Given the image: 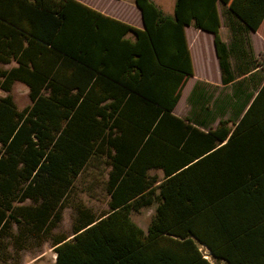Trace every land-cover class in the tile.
Returning a JSON list of instances; mask_svg holds the SVG:
<instances>
[{
    "label": "trees",
    "instance_id": "1",
    "mask_svg": "<svg viewBox=\"0 0 264 264\" xmlns=\"http://www.w3.org/2000/svg\"><path fill=\"white\" fill-rule=\"evenodd\" d=\"M217 1L176 0L174 14L166 15L152 0H135L144 21L138 28L80 0H0V62H17L0 67V89L9 92L0 96V264H20L23 249L47 238L56 245L53 264H155V235L167 228L154 218L145 234L130 211L155 201L147 173L155 166L151 144L193 73L186 24L194 20L215 34L223 81L234 77ZM229 7L223 13L231 30H249L241 11ZM129 31L135 41L123 37ZM117 47H131L137 57L126 63L124 50L112 51ZM239 56L249 61L247 53ZM16 80L29 86L31 103L22 109L10 93ZM263 145L264 84L230 139L205 157L233 155L238 165L209 166L220 177L210 183L216 194L200 215H185L189 224L204 220L202 234L189 230L226 261L217 264H264ZM101 157L112 166L107 186L114 211L97 217L78 204L72 239L54 234L76 178ZM188 242V258L169 255L160 263L210 264Z\"/></svg>",
    "mask_w": 264,
    "mask_h": 264
},
{
    "label": "crops",
    "instance_id": "2",
    "mask_svg": "<svg viewBox=\"0 0 264 264\" xmlns=\"http://www.w3.org/2000/svg\"><path fill=\"white\" fill-rule=\"evenodd\" d=\"M80 1L113 18L138 28H144L142 11L135 4V0H117L124 2L127 6L125 11L120 9L118 13L111 10L113 4H109L111 6L107 7L108 3L103 0H100L101 2L99 0ZM152 1L164 14H174L176 0ZM224 4L228 7L229 5L236 6L241 11L238 17L245 24L248 23L250 29L233 32L227 23L226 15L223 13ZM238 4H246L245 7H248L250 12H245V8ZM162 5H169L172 12H165ZM217 7L220 18L219 34L222 41L228 46L229 62L234 77L228 82L223 81V72L215 45V34L212 31L196 27L194 20L191 24H186L184 29L193 73L186 77L181 94L170 111V115H166L165 119L161 121L160 136L155 139V145L151 144L152 157L155 155V166L149 168L147 173L148 179L155 186V201L130 211V218L145 234L148 233L154 218L155 225L159 223L167 228V230L155 235V264H161L162 257L171 258L168 257L169 255L178 260L188 258L191 246L188 240H191L198 247L202 257L210 264L226 262L225 259L215 257L208 245L201 242L192 232L196 230L202 234L205 226L204 220L197 216L189 224L186 223L185 215L192 212L200 215L206 199L216 194V191L210 192L217 188L216 184L210 183L220 180V177L209 172V166L224 167L230 164L233 167V165H238V161L233 159V155L230 161L224 160L223 156L220 160H216L215 157H205L230 139L264 84V0H230L228 4L223 0H218ZM123 37L135 41L136 34L129 31ZM3 38L4 35L0 33V39ZM122 50L125 51L126 63L137 57L128 53L132 51L131 47L112 48L113 52L119 54ZM243 52L248 54V62L241 61L239 55ZM16 65L15 60L9 63L0 62L1 68H10ZM187 86H189V90L185 96ZM17 87L18 90L29 94V86L20 80H16L10 91L13 99ZM8 93V91L0 89V96H6ZM252 117L251 115L249 120ZM223 135H226L225 138ZM213 141L215 147L211 148ZM234 144L231 145V152L235 148L237 153L239 146L236 142ZM251 148H255V146L252 145ZM250 163L253 164L254 161ZM111 168V164L106 161L105 157L91 158L70 190L69 196L85 170L92 169L94 183L91 186L96 187L97 181L108 198L107 206L100 210L86 205L89 213H95L97 217L106 216L114 211L110 206L112 196L107 186ZM185 169L188 171L180 174L178 179H175L176 181L170 180ZM163 190L166 198H168L166 205H163L166 200ZM190 197H194V200L191 201ZM68 198L64 209L69 206L75 211V205H68ZM146 208H153L154 213L151 222L147 228H144L133 218V213H139ZM62 220L63 216L59 224L52 229L54 234H64L58 231ZM73 220L72 233L65 234L68 236L67 240H71L74 235ZM47 244L52 247L54 252L51 256V262L45 264H53L57 260L56 245L51 238H47L41 244L34 246V250L38 253L34 260L38 262L40 260L39 264H42L45 254L48 253ZM29 251L32 252V249H23L22 258Z\"/></svg>",
    "mask_w": 264,
    "mask_h": 264
},
{
    "label": "rangeland",
    "instance_id": "3",
    "mask_svg": "<svg viewBox=\"0 0 264 264\" xmlns=\"http://www.w3.org/2000/svg\"><path fill=\"white\" fill-rule=\"evenodd\" d=\"M87 1V0H86ZM100 1V0H99ZM104 2H107V7L111 6L109 4H113L111 7V10L116 11L117 13L120 12V9L122 11H125L126 5L124 2H120L117 0H103ZM126 1V0H125ZM244 1V0H240ZM101 2V1H100ZM103 4V3H102ZM115 6V7H114ZM165 12H172V9L169 5H162ZM14 92V99L20 109L24 108L25 106L29 105L31 103V99L29 94H25L22 90H18V87L16 88ZM189 86L185 89V96L188 93ZM93 178V170L92 169H86L81 178L78 180V182L75 184L71 195L68 198V205H89L93 207L96 210H100L102 208H105L107 206V196L102 191L101 186L96 181V187H92ZM154 209L153 208H146L143 209L139 213H133V218L144 228H147L148 224L151 222V219L153 217ZM76 211L73 210L71 207H66L63 211V220L60 224V227L58 229L59 232L64 234H71L72 233V220L75 217ZM32 242V241H29ZM29 249H32V252H27L26 255L23 256L20 264H39L38 261H35V256L38 255L37 251L34 250V244L30 243ZM10 252L12 251V247L9 248ZM46 250H48V253L45 254L44 260L42 261V264L50 263L51 262V256L54 252L52 247L47 244ZM12 259V257H9Z\"/></svg>",
    "mask_w": 264,
    "mask_h": 264
}]
</instances>
